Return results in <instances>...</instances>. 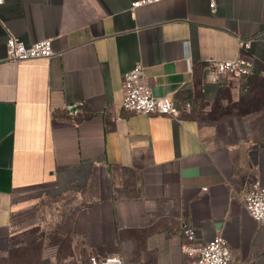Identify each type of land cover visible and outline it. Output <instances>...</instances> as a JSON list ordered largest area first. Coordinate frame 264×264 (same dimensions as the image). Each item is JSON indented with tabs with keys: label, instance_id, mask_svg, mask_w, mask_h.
<instances>
[{
	"label": "crops",
	"instance_id": "crops-1",
	"mask_svg": "<svg viewBox=\"0 0 264 264\" xmlns=\"http://www.w3.org/2000/svg\"><path fill=\"white\" fill-rule=\"evenodd\" d=\"M133 1L0 2V57L9 36L55 50L0 62V259L71 198L75 264H190L185 220L198 242L223 235L231 264H264V227L243 200L264 183V0ZM239 55L254 60L249 77L208 80V60ZM138 63L177 118L124 116L123 74ZM80 100L84 113L69 116Z\"/></svg>",
	"mask_w": 264,
	"mask_h": 264
},
{
	"label": "built area",
	"instance_id": "built-area-1",
	"mask_svg": "<svg viewBox=\"0 0 264 264\" xmlns=\"http://www.w3.org/2000/svg\"><path fill=\"white\" fill-rule=\"evenodd\" d=\"M3 0H0L2 2ZM160 0H135L132 9L148 5ZM215 0H211L210 7L215 8ZM253 38L240 39L241 50H250ZM55 54L53 40L46 38L30 45L15 36H9L6 42L4 60L23 62L33 59H47ZM144 66L136 64L131 70L123 74L124 99L122 108L124 116L135 114L162 115L177 118L180 105L169 95L157 96L147 83ZM207 78L217 82L220 75H228L245 79L254 72V60L251 57L239 55L233 59H211L206 62ZM84 100L70 102L65 105L67 114L78 117L84 113ZM192 103L186 101L184 108L191 110ZM207 191L208 188H203ZM244 206L249 214L264 227V183L261 179L254 180L251 189L243 196ZM75 208V207H74ZM73 212V211H72ZM183 253L190 259V264H231L233 253L228 240L221 234L206 242H198L196 228L190 221L182 222ZM83 264H123L118 256L91 255Z\"/></svg>",
	"mask_w": 264,
	"mask_h": 264
},
{
	"label": "rangeland",
	"instance_id": "rangeland-1",
	"mask_svg": "<svg viewBox=\"0 0 264 264\" xmlns=\"http://www.w3.org/2000/svg\"><path fill=\"white\" fill-rule=\"evenodd\" d=\"M68 198L47 217V226L16 247L0 264H75L71 251L73 221L78 208ZM73 211V212H72Z\"/></svg>",
	"mask_w": 264,
	"mask_h": 264
}]
</instances>
